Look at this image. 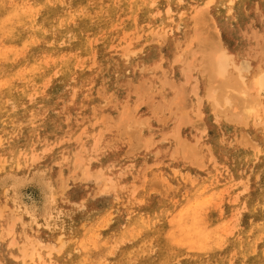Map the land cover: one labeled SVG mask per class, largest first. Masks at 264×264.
<instances>
[{
	"label": "rangeland",
	"instance_id": "obj_1",
	"mask_svg": "<svg viewBox=\"0 0 264 264\" xmlns=\"http://www.w3.org/2000/svg\"><path fill=\"white\" fill-rule=\"evenodd\" d=\"M205 2L0 0V264H264V120L208 66L264 71V0Z\"/></svg>",
	"mask_w": 264,
	"mask_h": 264
},
{
	"label": "bare ground",
	"instance_id": "obj_2",
	"mask_svg": "<svg viewBox=\"0 0 264 264\" xmlns=\"http://www.w3.org/2000/svg\"><path fill=\"white\" fill-rule=\"evenodd\" d=\"M232 1L233 0H229L230 3H232ZM214 2H215V0H206V2L201 7H197L196 8L195 13L198 14V15L199 14H202L203 13V9H207V10L210 9L211 5ZM171 30H172L171 28L165 29L164 34L162 32H160V31H157L156 32V37L158 39H162L163 36L164 35H168V33ZM213 50L215 51V49H211L212 52H213ZM211 51H210L209 55H211ZM131 52L132 53H136V50H133ZM215 52L216 53L213 54V55H211V57L208 59V61L210 60L209 61L210 65L208 64V66H210V69L212 68V70L214 71L213 73H211V72L208 71L211 75L213 74L211 77L214 80L219 81V79H220L222 81L223 78H225L227 75H229L230 72L232 73V71H233L236 74L234 76V77H236V79H234L233 81H236L237 80L236 81V86L234 85V87H237V84L239 83L238 85H240V86H239V88L237 90H239L238 92L240 93V95L244 99L242 101L246 102L245 97H247V96H250V98L252 96V98H253V99L249 100L248 102L244 103V105H243L244 106V110H242L243 112L241 111V113H243L242 114L243 116L242 117L240 116V118H238L240 112H236V114H234V115H238V117H235V119L238 120L239 122H244V124L245 123H250V122H255V123L256 122L257 123L262 122V120H264V71L251 72V66L252 65H251V63H250V61L248 59H246V58H237L232 52H230L228 50L227 47H225L223 45H218L217 44V50ZM124 55L127 58H129L130 53H125ZM212 70H210V71H212ZM249 74H250V77H249V80H248V75ZM213 76H217V79H215ZM227 78H228V76L226 77V79ZM226 79H224L223 81L224 82L227 81L226 83H229L228 80H226ZM233 81H231V83H233ZM221 84H223V83L221 82ZM223 85H225V84H223ZM232 89H233V86H232ZM215 99H216L217 111L219 113H223L224 117H227L228 110L225 109V106L227 104H229V102H230L229 99L228 98H225L224 101H223V103L220 101L221 100L220 98L219 99L218 98H215ZM222 100H223V97H222ZM218 101H220V102H218ZM215 109L216 108L214 107V110ZM231 109H232V107H231ZM230 112H232V114H233V111H230ZM148 138H150V137H148ZM148 141H150V140H148ZM191 149H194V148H191ZM195 151H197V150H195ZM99 175L100 174H98V176ZM88 177H89V175H88ZM211 198L212 197H208V198H204V200H202V201H195L191 206H189V208H191V207H197V206H200V205L206 206L208 204L207 202H209ZM193 210L194 209H192V211ZM198 211H201V210H198ZM30 217H31V221L30 222H31V224H33V222H35V220L33 219L32 216H30ZM200 219L201 218H195V220H194V227L198 231L196 233L205 234V237L204 238L205 239H208L207 235L209 233L206 230L204 231L203 230L204 228L202 229V227H200V225H199L200 222H201ZM227 233H230V231L229 232L227 231ZM63 236H64V231H62V229H61L58 232V238H57L58 244H57V246L47 245L42 240L38 241L36 239H34L35 241H32V243H31V240H30V246L31 247L33 246V250L32 249L30 250V253L31 254L27 253L26 246L24 248L22 247L23 249L21 248L22 251L20 250L21 252H23L22 253L23 256L21 255L23 261H25L28 257H30V259H32V260H38V258H41L42 252L44 251L43 248H48L50 250V251H48V254H52L53 251L54 252L56 251L57 253L63 252L65 250L66 246H67V240L64 239Z\"/></svg>",
	"mask_w": 264,
	"mask_h": 264
}]
</instances>
